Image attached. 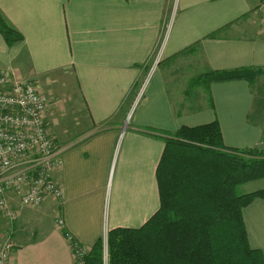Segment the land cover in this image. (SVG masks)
<instances>
[{
    "label": "crops",
    "instance_id": "0c3cea01",
    "mask_svg": "<svg viewBox=\"0 0 264 264\" xmlns=\"http://www.w3.org/2000/svg\"><path fill=\"white\" fill-rule=\"evenodd\" d=\"M0 13L22 35L8 45L0 34V70L43 90L54 82L69 102L46 111L63 195L32 209L12 201V264H74L65 233L91 247L145 223L159 208L156 134L216 121L225 147L264 149V87L207 81L211 71L264 72V0H0ZM187 77L203 85L191 93ZM242 184L263 189L264 177ZM242 214L264 258V198Z\"/></svg>",
    "mask_w": 264,
    "mask_h": 264
},
{
    "label": "trees",
    "instance_id": "16d2710c",
    "mask_svg": "<svg viewBox=\"0 0 264 264\" xmlns=\"http://www.w3.org/2000/svg\"><path fill=\"white\" fill-rule=\"evenodd\" d=\"M0 34L8 45L22 40L1 13ZM250 73L211 71L207 81H251ZM162 134H156L164 141L156 168L158 210L137 228L108 230L106 261L99 238L84 264H264L242 218L248 203L264 198V188L236 189L264 177V151L225 147L216 121Z\"/></svg>",
    "mask_w": 264,
    "mask_h": 264
},
{
    "label": "built area",
    "instance_id": "2783aa9c",
    "mask_svg": "<svg viewBox=\"0 0 264 264\" xmlns=\"http://www.w3.org/2000/svg\"><path fill=\"white\" fill-rule=\"evenodd\" d=\"M149 78L142 83L138 96ZM50 102L37 80L0 70V264H12L13 222L19 210L13 208L12 201L16 200L20 208L32 209L48 197L60 199L63 195L62 186L52 176L63 160L57 155L58 147L46 121ZM56 224L62 228V218H57ZM64 237L74 264H84L89 246L81 245L68 232ZM106 237L105 233L103 242Z\"/></svg>",
    "mask_w": 264,
    "mask_h": 264
},
{
    "label": "rangeland",
    "instance_id": "374dc122",
    "mask_svg": "<svg viewBox=\"0 0 264 264\" xmlns=\"http://www.w3.org/2000/svg\"><path fill=\"white\" fill-rule=\"evenodd\" d=\"M21 63V62H20ZM250 76L252 77L251 80H253L254 82V87H255V92H258L260 91L259 87L262 89L264 87V80L262 79L264 77V72L263 71H260V70H254V71H251L250 73ZM192 83L191 79L190 78H186L183 82H182V85H185L187 83ZM195 82V84H193ZM193 83L191 85V88H190V92L192 93L194 90H198L199 89V86L197 85L196 86V83H199L201 85H203V82L202 80H193ZM49 86V85H48ZM258 86V87H257ZM47 89H51V93L48 92V91H45ZM45 92L47 93L48 97H49V100L55 104L56 106L58 105H67L69 104V102H63L62 101V96L61 94L63 92H66V90H63V88L61 89V87H59L58 84H55L54 82L51 83L50 87H46L45 88ZM67 93V92H66ZM72 97V96H71ZM75 99H77V97L75 96ZM72 101V100H71ZM52 110H54V114H55V109L54 107H51ZM58 109V107H57ZM255 152H258L259 151H264V149H258V148H255ZM248 184L246 185H243V184H240L236 187L237 189V193L239 194H242L244 192V190H248ZM102 247H103V257L105 258V261L107 259V252H108V245H107V237H106V241L105 242H102ZM91 250V247H89V251ZM83 262H84V259H83Z\"/></svg>",
    "mask_w": 264,
    "mask_h": 264
}]
</instances>
